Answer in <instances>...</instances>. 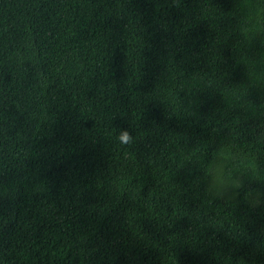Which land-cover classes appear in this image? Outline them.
I'll list each match as a JSON object with an SVG mask.
<instances>
[{"label": "trees", "instance_id": "16d2710c", "mask_svg": "<svg viewBox=\"0 0 264 264\" xmlns=\"http://www.w3.org/2000/svg\"><path fill=\"white\" fill-rule=\"evenodd\" d=\"M0 264H264V0H0Z\"/></svg>", "mask_w": 264, "mask_h": 264}, {"label": "clouds", "instance_id": "9594fccd", "mask_svg": "<svg viewBox=\"0 0 264 264\" xmlns=\"http://www.w3.org/2000/svg\"><path fill=\"white\" fill-rule=\"evenodd\" d=\"M120 139L122 142H129L131 137L125 131L121 133ZM241 166L253 171L257 167L254 160L236 150L234 145L229 143L219 146L203 165L206 192L211 196H218L229 187L239 189L241 187L240 181L233 176V172Z\"/></svg>", "mask_w": 264, "mask_h": 264}]
</instances>
